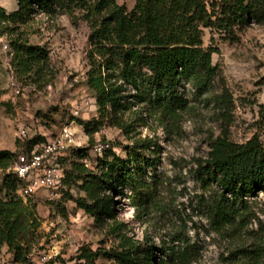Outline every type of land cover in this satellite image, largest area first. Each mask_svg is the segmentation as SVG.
Wrapping results in <instances>:
<instances>
[{"label":"rangeland","instance_id":"obj_1","mask_svg":"<svg viewBox=\"0 0 264 264\" xmlns=\"http://www.w3.org/2000/svg\"><path fill=\"white\" fill-rule=\"evenodd\" d=\"M117 2L129 10L135 4L134 0ZM0 5L9 12L18 8L15 0H0ZM26 30L31 42L49 48L50 63L57 76L44 90L17 79L21 91L15 92L9 48L4 47L8 40L0 35L3 99L13 106L12 110L0 107V151L30 152L58 138L63 128L70 126L76 132L77 144L59 158L65 175L72 170L69 159L77 147L92 146L85 160L91 169L103 154L97 149L100 146L113 145L124 155L116 146L118 142L152 144L147 154L159 158L151 172L158 181L155 201L144 209L134 206L126 189L124 195L115 197L116 221H96L74 200L66 199V191L74 196L82 194L73 181H63L59 189L39 190L31 198L37 203L42 221L41 238L30 254V264H74L71 259L82 246L93 250L116 246L117 238L109 233L115 222L123 223L122 231L144 246L172 252V248L179 250L189 245L185 259L166 257L167 264H264V191L249 199V213L240 228L216 230L205 204L218 189L214 185L207 187L198 173L200 164L209 157L212 142L220 136L239 143L258 136L264 144V20L237 27L236 39L225 37L217 29H205V45L218 50L213 54L218 73L207 90H200L193 81L181 83L179 93L186 107L179 115L156 114L146 103L130 99L134 102L131 109L122 113L129 124L126 129L107 123L92 135L78 121L99 118L94 94L86 85L90 26L82 12H60L56 16L39 12ZM35 136L45 139L30 144ZM3 174L0 170V180ZM257 246L260 255L245 256L242 252V248ZM6 254L0 251V264H25L14 262ZM58 256L60 259H56ZM103 262L110 263L98 261Z\"/></svg>","mask_w":264,"mask_h":264},{"label":"trees","instance_id":"obj_2","mask_svg":"<svg viewBox=\"0 0 264 264\" xmlns=\"http://www.w3.org/2000/svg\"><path fill=\"white\" fill-rule=\"evenodd\" d=\"M14 11L0 5V35L8 40L11 70L25 85L44 90L56 79L46 45L31 42L27 28L37 13L56 16L60 12H82L90 26L87 50L86 85L93 92L99 118L78 119L88 134H94L109 123L122 129L129 124L122 113L131 109L130 99L146 103L152 112L176 117L185 109L186 100L179 93L183 81H193L207 90L218 73L213 54L218 50L206 46V28L217 29L225 37L236 39V28L253 20H264V0H134L130 10L117 0H15ZM38 7L39 10H36ZM60 11V12H59ZM0 62V107L12 110L5 101ZM264 115V105L262 106ZM42 136L30 139L34 144ZM124 155L111 145L98 156L94 169L85 160L92 146L72 150V170L66 172L65 183L73 181L82 194L66 191V199L96 221H116V195L129 197L134 206L146 208L155 201L158 157L148 155L152 144L116 143ZM20 155L0 151V251L7 246L14 262L30 264V254L40 241L41 218L37 203L18 194L24 184L6 169ZM199 175L218 192L207 202V216L216 230L240 228L249 213V199L264 191V144L258 136L246 142L218 137L212 142L209 157L200 164ZM63 191V190H62ZM123 223L115 222L109 233L118 244L93 250L82 246L72 258L74 264H167V258L185 259L188 246L170 252L167 248L144 246L122 231ZM157 250V253H156ZM260 246L242 248L245 256L260 255ZM171 253V254H170ZM56 259H60L58 256ZM66 263V260H64Z\"/></svg>","mask_w":264,"mask_h":264},{"label":"built area","instance_id":"obj_3","mask_svg":"<svg viewBox=\"0 0 264 264\" xmlns=\"http://www.w3.org/2000/svg\"><path fill=\"white\" fill-rule=\"evenodd\" d=\"M4 47L9 48L8 44ZM11 73V86L15 92L20 93V83L12 70ZM22 135L26 136L27 132L23 130ZM76 144V132L72 127L65 126L58 138L46 141L40 148L20 154L8 168V172H13L24 180V184L18 188V194L26 201L41 189H59L65 177L59 158ZM106 146L108 147L105 145L97 149L102 153Z\"/></svg>","mask_w":264,"mask_h":264},{"label":"crops","instance_id":"obj_4","mask_svg":"<svg viewBox=\"0 0 264 264\" xmlns=\"http://www.w3.org/2000/svg\"><path fill=\"white\" fill-rule=\"evenodd\" d=\"M2 252H7V254H6L7 258H11V259L13 258V255H12V253L9 251V249H8L7 246H5V247L2 249ZM0 258H3V256L0 255Z\"/></svg>","mask_w":264,"mask_h":264}]
</instances>
